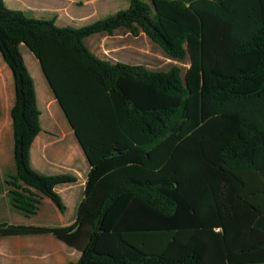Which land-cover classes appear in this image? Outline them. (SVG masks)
I'll return each instance as SVG.
<instances>
[{
	"label": "trees",
	"instance_id": "1",
	"mask_svg": "<svg viewBox=\"0 0 264 264\" xmlns=\"http://www.w3.org/2000/svg\"><path fill=\"white\" fill-rule=\"evenodd\" d=\"M119 27L143 31L176 63L113 64L86 46ZM22 43L90 170L70 225L0 223V234L52 232L81 251L60 264L264 263V0H130L75 27L0 0V53L15 84L7 183L30 216L42 195L64 211L55 187L77 177L31 165L42 128Z\"/></svg>",
	"mask_w": 264,
	"mask_h": 264
},
{
	"label": "crops",
	"instance_id": "2",
	"mask_svg": "<svg viewBox=\"0 0 264 264\" xmlns=\"http://www.w3.org/2000/svg\"><path fill=\"white\" fill-rule=\"evenodd\" d=\"M25 2L30 6L27 0H14ZM54 5L51 12L58 13L54 16L59 26H67L73 23L76 26L89 24L96 20L104 19L122 8H127L130 0H50ZM100 11L99 18L96 13ZM144 38L146 45L154 42L141 30L136 34L127 28H115L113 32H97L84 38V42L89 50L98 58L109 61L110 63H128L132 65L143 64L148 69H154L150 60H152L151 51L148 48H139L138 38ZM20 50L24 62L34 80L37 105L40 110L41 131L36 136L31 150L30 161L35 170H38L33 162V148L36 147L42 154L49 148L50 137L68 138L69 151L66 152V158L57 163H53L57 170L49 174L72 173L77 177L73 183L60 184L55 190L61 196L65 210L61 211L57 205L47 196L42 195L41 202L38 204L36 212L26 216L23 211L12 204L10 197V186L7 179L16 172L13 155L7 145L1 143L0 135V223L25 224L36 226L62 227L70 225L76 217L73 214L68 219H64L70 208L73 213H77L79 203L84 199V190L90 170L89 162L79 145L74 131L68 123L63 111L61 110L57 99L41 69L39 60L25 45H20ZM149 50V53H148ZM8 89V113L5 114L7 135L12 131V119L10 109L15 100V84L11 69L4 61L0 53V89ZM60 110V111H59ZM43 111H46L43 113ZM45 120V125L43 124ZM1 131V130H0ZM10 136V135H8ZM74 141H76L74 143ZM14 142V141H13ZM77 145V148L74 147ZM71 146V147H70ZM72 149L79 150L81 155V166H77L74 161ZM79 155V156H80ZM80 159V157H79ZM51 160H49L50 163ZM65 161L66 163H63ZM48 163V162H47ZM50 163V164H52ZM85 168V172L82 170ZM69 201L73 204H69ZM73 206V207H72ZM11 213L15 218L9 219ZM9 215V216H8ZM35 219V221H34ZM74 246L59 238L52 232L37 234H0V264H60L69 262L72 256ZM78 258L81 251L77 250Z\"/></svg>",
	"mask_w": 264,
	"mask_h": 264
},
{
	"label": "rangeland",
	"instance_id": "3",
	"mask_svg": "<svg viewBox=\"0 0 264 264\" xmlns=\"http://www.w3.org/2000/svg\"><path fill=\"white\" fill-rule=\"evenodd\" d=\"M4 2V4L12 9V10H16V11H20L22 13H24L27 16L30 17H35V18H39V19H47V20H51L54 21L55 24H57L56 19H54V16L57 15L58 13H53L51 12V10L53 9V7L51 5L53 4V1L50 0H27V2H29L30 6H28L27 3L25 2H17L14 0H2ZM102 12L98 11L96 13V17H92L90 20H94L95 18H99L100 14ZM67 26H72L75 27L76 25H74L73 23H68L66 24ZM138 44H139V48L145 49L148 48L151 51V54L148 53L151 56L152 60V66L155 70H168L172 64L176 63L173 59L169 58L166 53L163 51V49L156 43H153L152 45L148 43V45H146V42L143 39H141V37L138 38ZM185 66H188L187 64ZM8 96H9V91L8 89H0V135H1V143L7 145V143L9 144V148L11 150V153L13 155V133L12 131H10V133L7 135L6 132V119H5V114L8 113ZM60 111V110H59ZM46 111H43V113ZM43 124L45 125V120L43 119ZM50 141V146L49 148L46 149V151L42 154V152L38 151L36 147L33 148V162L35 163L36 168L38 169L37 171L43 174H49L50 172L57 170L58 168L54 166L55 163H57V161H60L62 159L66 158V152L69 151V139L68 138H54V137H50L49 139ZM76 141H74L75 143ZM68 146V147H67ZM66 147V148H65ZM74 147L77 148V145L74 144ZM72 154L74 156V163L77 166H81L80 160H81V155L79 154V150H75L72 149ZM80 155V156H79ZM80 157V159H79ZM49 160L50 164L49 163ZM48 162V163H47ZM63 163H66L65 161H62ZM82 172H85V168H83ZM69 204H73V202L69 201ZM73 207V206H72ZM73 214V209L70 208L68 213L66 215L63 216L64 219H68L70 218V216H72ZM9 216V215H8ZM9 219L13 220L15 218L14 213H11L10 216L8 217ZM35 221V219H34ZM82 243V242H81ZM77 250H79L78 247L74 246V251L72 256H70L69 260L70 261H76L78 260V254H77ZM264 264V263H261Z\"/></svg>",
	"mask_w": 264,
	"mask_h": 264
},
{
	"label": "bare ground",
	"instance_id": "4",
	"mask_svg": "<svg viewBox=\"0 0 264 264\" xmlns=\"http://www.w3.org/2000/svg\"><path fill=\"white\" fill-rule=\"evenodd\" d=\"M69 145H71V144H69ZM69 145H68V146H69ZM68 146H67V147H68ZM70 147H71V146H70ZM65 148H66V147H65Z\"/></svg>",
	"mask_w": 264,
	"mask_h": 264
}]
</instances>
